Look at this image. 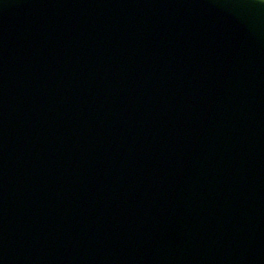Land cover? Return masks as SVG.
Returning a JSON list of instances; mask_svg holds the SVG:
<instances>
[{
    "label": "water",
    "instance_id": "water-1",
    "mask_svg": "<svg viewBox=\"0 0 264 264\" xmlns=\"http://www.w3.org/2000/svg\"><path fill=\"white\" fill-rule=\"evenodd\" d=\"M0 264H264V0H0Z\"/></svg>",
    "mask_w": 264,
    "mask_h": 264
}]
</instances>
